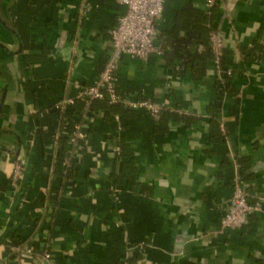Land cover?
<instances>
[{
  "label": "crops",
  "instance_id": "obj_1",
  "mask_svg": "<svg viewBox=\"0 0 264 264\" xmlns=\"http://www.w3.org/2000/svg\"><path fill=\"white\" fill-rule=\"evenodd\" d=\"M187 8L207 13L204 0H166L156 21L160 53L123 57L117 71L122 94L186 120L118 112V133L113 118L94 112L65 181L68 148L52 146V108L93 83L125 8L118 0H0V264H36L21 251L30 243L55 264H121L128 253L133 264H264V0H223L202 26L223 40L233 91L223 98L212 63L194 81L165 56V34ZM18 158L26 170L16 189ZM236 168L262 210L244 228H222Z\"/></svg>",
  "mask_w": 264,
  "mask_h": 264
},
{
  "label": "built area",
  "instance_id": "obj_2",
  "mask_svg": "<svg viewBox=\"0 0 264 264\" xmlns=\"http://www.w3.org/2000/svg\"><path fill=\"white\" fill-rule=\"evenodd\" d=\"M166 0H118V3L125 8V13L116 20L115 26L109 31L111 53L103 63L101 72L96 76L93 83L77 86L75 91L62 97L52 108L54 113L71 110L78 101H83L85 107H89L92 101L106 99L109 105L119 106L135 112H143L153 119H158L164 111L179 113L178 110L154 103L141 94L124 95L119 91L117 71L123 57H130L137 60H147L153 53H160L155 44L158 36L156 21L161 17ZM207 13L217 7L223 0H204ZM210 47L214 55L213 67L216 77L219 78L220 59L223 55L224 44L221 37L211 30L209 26ZM231 76V70H228ZM94 112H86L80 117L81 121L74 125L73 132L67 130V123H61L58 132L55 133L52 146L55 151L58 149L60 137H65L69 147H72L64 162V169L73 165V155L77 145L84 142L90 123L94 119ZM73 119H79L75 114ZM117 132L122 131V121L118 114L113 115ZM238 168V166H236ZM232 179V193L224 215L221 219L222 228L241 229L249 224V218L261 212L260 203H252L247 193L246 186L238 169ZM26 162L24 158H18L13 162V172L10 176V184L18 188L24 180ZM66 172V171H65ZM63 172V174H65ZM22 254L32 257L36 264H55L48 250L35 253L32 247L21 248ZM133 255H125L121 264H129V258Z\"/></svg>",
  "mask_w": 264,
  "mask_h": 264
},
{
  "label": "trees",
  "instance_id": "obj_3",
  "mask_svg": "<svg viewBox=\"0 0 264 264\" xmlns=\"http://www.w3.org/2000/svg\"><path fill=\"white\" fill-rule=\"evenodd\" d=\"M217 7H214L209 13L200 12L187 8L185 11L180 13L177 18L175 28L171 33L165 34V37L170 39L169 52L165 54L167 60L173 63V60H180V67H183V71L188 72L194 81H199L205 74V71L209 64L214 60V55L210 47V36L209 33L205 32L202 28L204 24H211L214 20V12ZM163 49V48H162ZM245 54V50H241ZM225 53L220 59V75L216 78L215 88L217 95L223 98L225 94L232 93L231 87L229 86L230 76L228 75L229 66L225 61ZM216 108V106H213ZM218 108V106H217ZM104 111L107 120H111L114 114L118 112L126 114L135 111L124 109L119 106L109 105L106 99L100 101H92L89 107H85L83 101H78L71 110L56 112L58 124L60 128L61 123L66 121L67 130L73 132L75 124L81 121L80 117L86 112H98ZM78 115L79 119H73L74 115ZM164 116L168 118H175L179 121L184 122L186 120L185 115H176L175 113L164 111L160 114L159 120ZM121 144L116 153V160L120 161L123 155L124 144ZM60 150H64V146L68 148V152L72 147H69L65 138L59 139ZM65 174H62L64 180L70 179L72 172L74 171L73 165L65 168ZM22 246V245H19ZM32 247L31 243L28 244ZM129 264H133L132 260L128 261Z\"/></svg>",
  "mask_w": 264,
  "mask_h": 264
}]
</instances>
